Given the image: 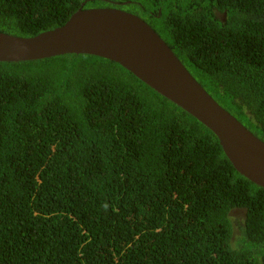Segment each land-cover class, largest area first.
I'll return each mask as SVG.
<instances>
[{"label": "trees", "instance_id": "1", "mask_svg": "<svg viewBox=\"0 0 264 264\" xmlns=\"http://www.w3.org/2000/svg\"><path fill=\"white\" fill-rule=\"evenodd\" d=\"M93 7L143 18L264 141V0H0V32ZM0 264H264V187L112 60L0 61Z\"/></svg>", "mask_w": 264, "mask_h": 264}, {"label": "water", "instance_id": "2", "mask_svg": "<svg viewBox=\"0 0 264 264\" xmlns=\"http://www.w3.org/2000/svg\"><path fill=\"white\" fill-rule=\"evenodd\" d=\"M69 53L103 57L124 67L206 125L233 167L264 187V141L225 110L138 15L119 8L93 7L79 9L61 26L32 37L0 32V61Z\"/></svg>", "mask_w": 264, "mask_h": 264}, {"label": "rangeland", "instance_id": "3", "mask_svg": "<svg viewBox=\"0 0 264 264\" xmlns=\"http://www.w3.org/2000/svg\"><path fill=\"white\" fill-rule=\"evenodd\" d=\"M237 212H239V211H237ZM232 215H233V216H232L233 225H234V227L237 228V233H238V226H239V223L241 222L242 218H241V220L239 221L237 215H234V213H232ZM240 217H242V216H240Z\"/></svg>", "mask_w": 264, "mask_h": 264}, {"label": "flooded vegetation", "instance_id": "4", "mask_svg": "<svg viewBox=\"0 0 264 264\" xmlns=\"http://www.w3.org/2000/svg\"><path fill=\"white\" fill-rule=\"evenodd\" d=\"M237 211H239V212H237ZM233 213H234V215H237V216H238V220L240 221L241 218H242V217H240V216H242V215H241V209H235V210L233 211ZM241 221H242V220H241Z\"/></svg>", "mask_w": 264, "mask_h": 264}]
</instances>
